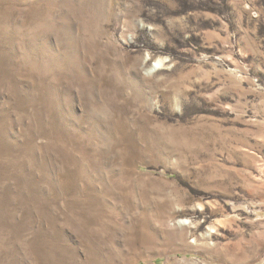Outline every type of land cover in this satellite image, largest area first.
Segmentation results:
<instances>
[{
	"label": "rangeland",
	"instance_id": "obj_1",
	"mask_svg": "<svg viewBox=\"0 0 264 264\" xmlns=\"http://www.w3.org/2000/svg\"><path fill=\"white\" fill-rule=\"evenodd\" d=\"M0 264H264V0H0Z\"/></svg>",
	"mask_w": 264,
	"mask_h": 264
}]
</instances>
